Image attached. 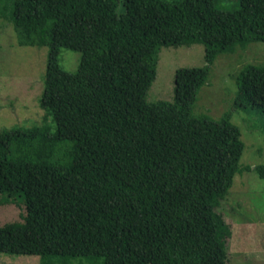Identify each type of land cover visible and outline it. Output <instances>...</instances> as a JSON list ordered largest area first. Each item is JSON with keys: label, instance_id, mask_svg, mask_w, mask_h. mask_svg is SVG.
I'll use <instances>...</instances> for the list:
<instances>
[{"label": "trees", "instance_id": "obj_1", "mask_svg": "<svg viewBox=\"0 0 264 264\" xmlns=\"http://www.w3.org/2000/svg\"><path fill=\"white\" fill-rule=\"evenodd\" d=\"M0 0L18 45L48 47L40 107L53 124L0 129V254L40 264H229L224 203L240 167L227 114L194 115L220 54L264 43V0ZM202 44L173 101L148 102L163 47ZM81 53L78 70L61 49ZM234 106L264 135V64L247 66ZM56 125V127L54 126ZM81 259L78 263L71 260Z\"/></svg>", "mask_w": 264, "mask_h": 264}, {"label": "rangeland", "instance_id": "obj_2", "mask_svg": "<svg viewBox=\"0 0 264 264\" xmlns=\"http://www.w3.org/2000/svg\"><path fill=\"white\" fill-rule=\"evenodd\" d=\"M234 1L223 0L219 7L232 9L236 6ZM47 56L48 47L18 45L13 27L0 19V129L53 124V118L40 107ZM80 60V52L61 49L60 65L65 71L75 73ZM251 64H264V43H251L233 53L220 54L207 83L198 93L193 114L215 120L228 114L245 145L239 165L253 169L264 164V135L256 115L234 106L238 80ZM205 65L202 44L163 47L147 101H173L176 70ZM223 210L232 228L228 241L229 264H264V180L254 170L238 174ZM23 213L24 209L16 205L0 204V227L21 221ZM40 261L39 256L0 254V264H40ZM71 261L78 263L81 259ZM84 264L88 263L84 261Z\"/></svg>", "mask_w": 264, "mask_h": 264}]
</instances>
